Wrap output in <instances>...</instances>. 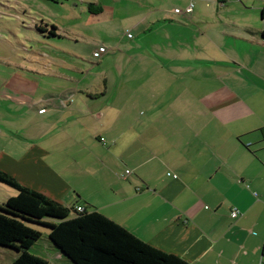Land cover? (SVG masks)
<instances>
[{
    "label": "crops",
    "instance_id": "0c3cea01",
    "mask_svg": "<svg viewBox=\"0 0 264 264\" xmlns=\"http://www.w3.org/2000/svg\"><path fill=\"white\" fill-rule=\"evenodd\" d=\"M165 10L136 11V35L168 25L186 40L198 34L197 66L189 67L181 38L137 40L121 73L98 72L103 86L94 90L83 69L57 71L66 64L59 61L49 75L57 85L36 105L21 104V116H30L14 131L23 132L24 149L0 153V170L66 207L93 208L188 264H264V30H203L196 5L167 24ZM145 46L161 58L148 57ZM44 236L28 255L73 264ZM17 259L0 248V264Z\"/></svg>",
    "mask_w": 264,
    "mask_h": 264
},
{
    "label": "rangeland",
    "instance_id": "374dc122",
    "mask_svg": "<svg viewBox=\"0 0 264 264\" xmlns=\"http://www.w3.org/2000/svg\"><path fill=\"white\" fill-rule=\"evenodd\" d=\"M188 1L193 7L196 5L199 12L196 17L203 30L213 25H222L220 30H235L237 36L247 35L249 28L264 30V0H226L221 4L216 0ZM89 2L98 3L91 6V9L96 11L101 8L102 14H91L88 11ZM179 2L180 0H0V153L18 155L23 151V132L16 134L14 129H18L21 123L24 124L25 118L30 115L21 116V104L29 101L36 105L50 88L57 85L56 79L49 76L51 70L56 71V66H63L61 70L57 68V71L64 72L71 69L69 66L80 67L83 75L89 77L84 83H89L96 90L103 86V83L99 84L96 74L103 69L109 72L116 69L115 72L121 73L119 66L126 67V62L120 60H127L137 51L133 46L135 41L140 40V44L147 45L150 39L170 41L179 38L188 43L189 67L197 66L198 63L191 61L197 55V48H200L202 41L198 34L194 33L196 37L189 38V32V40H186V35L177 36L171 25L148 36H138L133 29L135 21L139 19L137 16L133 18L135 12L145 13L154 7L167 9L164 12L167 24L182 22L184 13H174V9L184 12L188 5L185 7ZM52 25L59 28L53 31L54 36L50 34ZM228 40L223 38L224 42ZM93 51H104L101 57H106L95 60L91 58ZM208 51L205 46L206 56ZM145 52L148 57L161 58V54L153 48L145 46ZM63 60L66 64L61 66L59 61ZM97 62H101V66ZM49 64L53 67L48 68ZM200 64L201 67L203 64ZM43 112V109L39 110V113ZM9 195L14 196L16 192L0 184V204L7 201ZM27 225L43 234L38 244L44 241V235L48 233L47 227L33 223Z\"/></svg>",
    "mask_w": 264,
    "mask_h": 264
},
{
    "label": "trees",
    "instance_id": "16d2710c",
    "mask_svg": "<svg viewBox=\"0 0 264 264\" xmlns=\"http://www.w3.org/2000/svg\"><path fill=\"white\" fill-rule=\"evenodd\" d=\"M91 6V14L100 12ZM51 28L50 34L55 30L53 25ZM0 184L16 192L0 204V248L19 255L13 264H44L28 255L43 234L27 223L47 227V240L73 264H188L143 243L93 208L83 206V211H77L76 205L66 207L22 186L2 170Z\"/></svg>",
    "mask_w": 264,
    "mask_h": 264
},
{
    "label": "built area",
    "instance_id": "2783aa9c",
    "mask_svg": "<svg viewBox=\"0 0 264 264\" xmlns=\"http://www.w3.org/2000/svg\"><path fill=\"white\" fill-rule=\"evenodd\" d=\"M192 9H193V4L190 2L188 4V6L186 7L185 11L182 12V11H179V10H175L174 9V13H184V14H190L192 12ZM129 173V171L126 172V174ZM166 176H171L173 179H176L177 176L176 175H172L170 173H167ZM77 211H83V207L82 206H77L76 207ZM238 216V212L236 210H233V212L231 213V217L232 218H236Z\"/></svg>",
    "mask_w": 264,
    "mask_h": 264
}]
</instances>
